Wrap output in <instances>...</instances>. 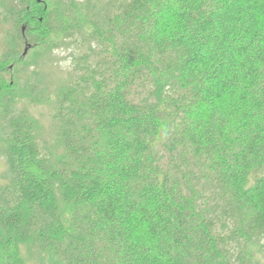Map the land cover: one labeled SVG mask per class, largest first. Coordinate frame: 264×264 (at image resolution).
Returning <instances> with one entry per match:
<instances>
[{"label":"trees","instance_id":"obj_1","mask_svg":"<svg viewBox=\"0 0 264 264\" xmlns=\"http://www.w3.org/2000/svg\"><path fill=\"white\" fill-rule=\"evenodd\" d=\"M0 14L38 42L33 61L0 59V264H26L22 246L47 264H260L264 0H0ZM9 69L46 94L53 146Z\"/></svg>","mask_w":264,"mask_h":264},{"label":"rangeland","instance_id":"obj_2","mask_svg":"<svg viewBox=\"0 0 264 264\" xmlns=\"http://www.w3.org/2000/svg\"><path fill=\"white\" fill-rule=\"evenodd\" d=\"M2 16L0 14V59L3 60L4 57L13 56V54L16 51V56H26V60L33 61L35 55L34 53H31L30 47L28 45H34L38 44L37 39L33 35V33H29L30 27H19L18 29H12L10 23L2 24ZM8 35V36H7ZM24 35V38H23ZM5 36L8 37L5 38ZM29 51V52H28ZM38 49L35 50V53H37ZM31 53V54H30ZM47 53L44 48L40 49L38 55L42 57V60L46 59L48 56L45 55ZM66 54L59 53L56 55V59H58L61 67L66 65L65 61H62ZM61 57V58H60ZM49 59V57H48ZM41 60V58H40ZM65 68V67H64ZM9 71V72H8ZM22 77V78H21ZM3 78L9 83L15 85V95L17 102L24 103V106L27 108V111L32 115V117L36 120V122L39 125V136L41 138H44V140L47 141V144L49 146H53L54 142V133L49 129L50 122V107L48 103H46V94L42 95L41 91L37 92V89L32 85L31 88H27L26 84H24V75L21 74V76L15 77L12 70H7L3 73ZM31 92L33 94H38L39 97L34 102L30 101V95ZM44 97V98H43ZM38 101V102H37ZM41 125V126H40ZM2 138V137H1ZM1 145V144H0ZM6 169L5 161L3 156L0 154V176L3 174V172ZM22 253L25 256L26 264H47L48 262L41 256H36L33 254H30L27 247L22 246L21 247ZM255 259L259 261L260 264H264V248L261 249V253L259 256H257Z\"/></svg>","mask_w":264,"mask_h":264},{"label":"water","instance_id":"obj_3","mask_svg":"<svg viewBox=\"0 0 264 264\" xmlns=\"http://www.w3.org/2000/svg\"><path fill=\"white\" fill-rule=\"evenodd\" d=\"M39 1H41V0H37V2H39Z\"/></svg>","mask_w":264,"mask_h":264}]
</instances>
